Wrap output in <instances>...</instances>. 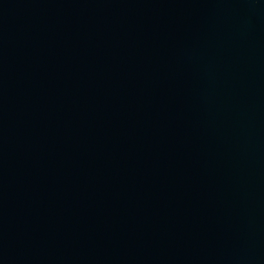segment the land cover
Returning a JSON list of instances; mask_svg holds the SVG:
<instances>
[{"label":"water","instance_id":"1","mask_svg":"<svg viewBox=\"0 0 264 264\" xmlns=\"http://www.w3.org/2000/svg\"><path fill=\"white\" fill-rule=\"evenodd\" d=\"M0 264H264V0H0Z\"/></svg>","mask_w":264,"mask_h":264}]
</instances>
